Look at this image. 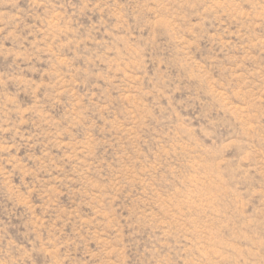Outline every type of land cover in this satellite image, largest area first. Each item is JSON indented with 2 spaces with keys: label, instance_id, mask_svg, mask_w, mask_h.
<instances>
[{
  "label": "rangeland",
  "instance_id": "obj_1",
  "mask_svg": "<svg viewBox=\"0 0 264 264\" xmlns=\"http://www.w3.org/2000/svg\"><path fill=\"white\" fill-rule=\"evenodd\" d=\"M0 264H264V0H0Z\"/></svg>",
  "mask_w": 264,
  "mask_h": 264
}]
</instances>
